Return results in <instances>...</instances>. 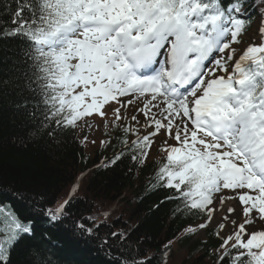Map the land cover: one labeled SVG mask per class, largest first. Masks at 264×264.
I'll return each instance as SVG.
<instances>
[{
    "label": "snow or ice",
    "instance_id": "snow-or-ice-1",
    "mask_svg": "<svg viewBox=\"0 0 264 264\" xmlns=\"http://www.w3.org/2000/svg\"><path fill=\"white\" fill-rule=\"evenodd\" d=\"M0 4V16L10 17L0 21V40L18 44V63L24 66L17 77L23 84L14 86L40 98L41 127L74 129L86 117L104 120L109 108L112 125L136 137L131 145L123 143L141 164L154 137H165L166 163L152 187L174 189L178 195L168 199L180 200L176 211L181 214L206 217L199 229L213 223L226 201L235 200L217 221L222 240L217 264H264V0ZM253 19L257 31L238 53L231 45L241 42ZM113 103L118 106L112 108ZM129 107L130 117L125 115ZM137 112L151 132L140 135L123 124L126 119L139 124ZM168 139L176 143L169 145ZM224 190L232 195H223ZM67 204L43 214L50 223L59 221ZM225 221L232 228L221 236ZM32 235V221L25 224L10 205L0 204V264H11V250ZM167 255L161 253V264H167ZM34 264L51 261L37 251ZM130 264H151V258Z\"/></svg>",
    "mask_w": 264,
    "mask_h": 264
},
{
    "label": "trees",
    "instance_id": "trees-1",
    "mask_svg": "<svg viewBox=\"0 0 264 264\" xmlns=\"http://www.w3.org/2000/svg\"><path fill=\"white\" fill-rule=\"evenodd\" d=\"M19 59L18 44L0 40V82H11L0 86V204L10 205L24 223L32 221L34 229L11 250V264H34L37 251L51 264H130L149 258L161 264L162 252L168 253L167 264H217L222 241L211 231L204 239L187 232L203 219L176 211L180 200L168 199L178 195L174 189L152 187L164 163L141 166L127 148L113 155L120 156L115 163H100L97 152L92 158L84 154L76 128L41 127L40 98L14 86L23 84L17 79L24 67ZM118 135L121 147L124 139ZM70 190L77 192L66 199L65 214L50 223L43 210ZM95 217L103 222L97 224ZM169 241L170 249L164 248Z\"/></svg>",
    "mask_w": 264,
    "mask_h": 264
},
{
    "label": "rangeland",
    "instance_id": "rangeland-1",
    "mask_svg": "<svg viewBox=\"0 0 264 264\" xmlns=\"http://www.w3.org/2000/svg\"><path fill=\"white\" fill-rule=\"evenodd\" d=\"M257 25H258V20L256 19L254 21V23L252 24L251 30L245 35V37L243 39H241V43L240 44H232L231 47L233 49H236L238 53H240L241 50L245 49L250 43V37L252 36L253 33H255L257 31ZM256 44H260V42H256ZM217 58H219V57L217 56ZM121 99L122 100H127L129 98L128 97H122ZM117 106L118 105H116L115 103H113L111 105L112 108H115ZM105 111H107L109 114H108L107 117H105L104 120H101L100 117L97 116V115H93V116L89 117V121H91L90 124L89 123L84 124V126L81 128L82 133H81V131H79V134H81L83 136V139L85 137H87V140H85V139L84 140H85V144L87 145V147L89 149L86 146L83 145L84 150L86 152L92 153V151H94V150H96L98 148L97 147V145H98L97 141L98 140H103L105 135L107 137L112 135L111 128L114 127L112 125V123H111L112 118H113L112 117V113H111L109 108H106ZM122 111H124V110L122 109ZM132 114H133V109L131 107H129V109L127 110L125 115L130 117ZM136 115L138 117V120L140 121L139 124H137L135 121H132L131 119L124 120L123 124L127 123V125H129L132 129L138 130L140 135H143L145 133V131L151 132L152 131L151 128L145 129L143 127L144 119H145L144 116L142 114L138 113V112L136 113ZM105 123H107V127H104ZM108 123H110V125H108ZM106 133L107 134H111V135H107ZM133 137H135V136L133 135ZM134 139H136V137ZM154 139H155L156 143L153 145L152 150H154L156 147L160 146L161 144H164L165 137L157 136V137H154ZM93 141H95V143H93ZM167 142H171L172 145H174L176 143L174 140H171V139H168ZM167 144L170 145V143H167ZM95 147H97V148H95ZM164 147H166V145H164L162 148H164ZM162 153L164 155H167L166 152L162 151ZM222 194L223 195H232L231 192H225V191ZM63 202H64L63 198L59 199L49 209L55 210L59 206V204L63 203ZM229 202H231V200L226 201L225 204L221 206V208L218 210V215L214 214L213 223L209 224L208 228L217 227V221L220 219V217H222L225 214L223 207H225L226 204L229 203ZM232 215H234V213ZM225 224H226V228H225L224 232L220 233L221 236L226 235L227 232L229 231V229L232 228V225L230 224V222L225 221ZM198 225L193 226L192 228H196V231L194 232L195 233V238L202 239L204 237L205 230L204 229H199L197 227Z\"/></svg>",
    "mask_w": 264,
    "mask_h": 264
},
{
    "label": "bare ground",
    "instance_id": "bare-ground-1",
    "mask_svg": "<svg viewBox=\"0 0 264 264\" xmlns=\"http://www.w3.org/2000/svg\"><path fill=\"white\" fill-rule=\"evenodd\" d=\"M234 205H235V203H234ZM229 206H232L231 202H229V203L226 204V207H229Z\"/></svg>",
    "mask_w": 264,
    "mask_h": 264
}]
</instances>
